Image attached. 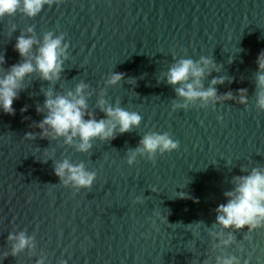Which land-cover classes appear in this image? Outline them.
Masks as SVG:
<instances>
[{
  "label": "water",
  "instance_id": "1",
  "mask_svg": "<svg viewBox=\"0 0 264 264\" xmlns=\"http://www.w3.org/2000/svg\"><path fill=\"white\" fill-rule=\"evenodd\" d=\"M29 27L40 40L48 31L63 33L69 45L54 91L89 84V111L105 118L96 109L99 93L112 72L124 73L105 98L142 121L110 142L94 140L88 153L62 139L26 140V133L39 131L31 126L43 119L36 107L52 86L38 74L25 79L13 102L15 115L0 109V264H36L41 257L45 264H215L221 251L241 264H264V227L233 231L234 243L222 250H212L218 241L208 235L215 209L227 203L223 193L232 189V177L264 167V111L255 107L264 0H63L34 18L18 12L0 19L6 61L0 76L21 61L14 46ZM201 56L219 69L205 79V88L214 77H229L230 84L216 86L218 94L247 89V106L228 100L172 110L177 98L165 80L168 69L177 59ZM148 132H168L179 148L157 154L155 163L138 157L129 166L126 150ZM64 158L97 173L90 189L59 184L53 162ZM137 197L144 203L134 204ZM22 230L34 237L35 247L4 259L8 234Z\"/></svg>",
  "mask_w": 264,
  "mask_h": 264
},
{
  "label": "clouds",
  "instance_id": "2",
  "mask_svg": "<svg viewBox=\"0 0 264 264\" xmlns=\"http://www.w3.org/2000/svg\"><path fill=\"white\" fill-rule=\"evenodd\" d=\"M63 0H0V19L5 16H14L18 12L34 18L41 13L44 6L59 5ZM11 31L15 32L13 24ZM34 28L27 29V35L21 33L16 38L15 51L21 57V61L13 64L0 76V109L5 114L15 115L14 100L19 99V93L24 91L25 79L33 74H38V79L48 82L46 91H42L45 99L43 105L36 107V112L43 115L41 121L31 125L38 128V132H28L24 139L36 140L62 139L63 144L75 148L77 152L88 153L93 148V141L114 140L117 134L131 132L138 128L142 116L135 111H128L117 101L109 103L106 97V89L116 86L125 79L124 73L112 72L105 81V87L99 93L96 101V109L104 114L105 118H97L95 111H89L88 100L93 95L89 91L90 85L81 81L74 90L66 93L54 91L55 85L60 81L64 72V63L68 60V43L65 42L63 33L57 35L48 31L42 40L33 35ZM5 57L0 55V65L5 64ZM231 62V61H230ZM257 71L255 78V107L264 111V51H261L256 60ZM215 71L219 73L217 64L211 58L201 56L197 60L180 58L175 60L166 73V83L174 89L175 99L172 110L190 107L207 108L215 107L218 103L235 100L240 105L247 106L248 90H239L238 95L232 92L218 94L217 85H223L226 81H232L226 76H217L211 79L207 88L205 79ZM129 83H136L129 78ZM27 106L21 109L26 112ZM87 117V118H86ZM25 119H30L26 117ZM220 119V118H218ZM179 148V141L174 140L168 132H148L142 136L135 148L126 150L127 164L132 166L137 158H144L155 163L157 154L163 155ZM49 159L42 162L47 163ZM54 174L59 178V184L71 187L76 192L81 189H90L96 179L95 171L87 170L84 162L73 164L68 158L53 162ZM245 173L246 170L241 168ZM232 189L223 193L227 203L220 204L216 209V220L208 229V235L213 241L212 250L226 249L234 243L233 231L248 229V232L264 227V167H253L245 175L232 177ZM183 188V187H182ZM152 191H155L153 189ZM180 198H190L185 193H177ZM134 204H143L144 200L137 197ZM159 216V214H156ZM167 220V219H166ZM203 222L196 223L199 226ZM155 225V221H153ZM220 230H216V226ZM224 230H232L225 234ZM7 240L11 242L10 252H4L3 258L16 257L22 251L35 247L34 237L27 235L26 231L9 233ZM36 264H45V258L41 257ZM61 264H66L62 261ZM215 264H241L240 258L235 255H226L223 251L215 257ZM244 264H248L247 261Z\"/></svg>",
  "mask_w": 264,
  "mask_h": 264
}]
</instances>
